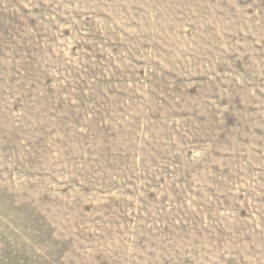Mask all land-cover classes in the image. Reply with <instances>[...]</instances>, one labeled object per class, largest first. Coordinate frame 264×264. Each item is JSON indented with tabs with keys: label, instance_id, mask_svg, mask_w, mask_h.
Segmentation results:
<instances>
[{
	"label": "rangeland",
	"instance_id": "rangeland-1",
	"mask_svg": "<svg viewBox=\"0 0 264 264\" xmlns=\"http://www.w3.org/2000/svg\"><path fill=\"white\" fill-rule=\"evenodd\" d=\"M0 264H264V0H0Z\"/></svg>",
	"mask_w": 264,
	"mask_h": 264
}]
</instances>
